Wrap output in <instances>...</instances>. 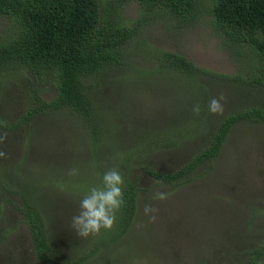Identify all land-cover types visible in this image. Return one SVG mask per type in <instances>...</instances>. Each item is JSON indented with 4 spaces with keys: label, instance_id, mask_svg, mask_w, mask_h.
Returning <instances> with one entry per match:
<instances>
[{
    "label": "rangeland",
    "instance_id": "obj_1",
    "mask_svg": "<svg viewBox=\"0 0 264 264\" xmlns=\"http://www.w3.org/2000/svg\"><path fill=\"white\" fill-rule=\"evenodd\" d=\"M140 9L130 0L121 5L119 16L129 24ZM207 20L201 15L190 24L169 18L143 22L141 40L127 44L130 53L123 60L128 63L106 69L105 82L95 90V99L103 108V116L98 117L107 125L103 133L116 154L102 147L103 140L91 147L80 119L64 108L37 112L26 126L0 128V136L6 134L0 142L5 154L0 157V264L34 261L28 229L16 209L23 194L37 201L55 256L69 260L83 255L89 242L97 239L95 235L81 238L71 228V218L89 190L88 184L92 180L101 183L96 175L102 176L105 167L111 169L115 156L126 153L131 135L146 132L141 125L154 126L159 120L175 118L186 105L185 84L177 73H142L154 60L152 47L180 53L213 72L247 74L243 57L232 54L231 45L224 44ZM8 24L0 16V35ZM155 75L158 87L154 86ZM200 77L208 94L206 129H193L189 140L139 159L144 164L160 172L173 171L204 145L206 135L223 115L251 106L264 108L262 86ZM30 83L35 84L27 70L8 74L0 87L1 120L12 125L32 106ZM41 87L40 96L49 100L53 94L50 86L44 82ZM221 93L225 97L223 112L213 114L209 102ZM95 163L101 169H96ZM72 168L78 169L76 175H69ZM192 175L190 182L173 185L156 183L139 168L133 169L128 178L132 177L139 189L131 222L115 242L97 251L95 257L88 256L83 264L242 263L247 252L264 240V122H237L212 162L199 164ZM156 193L166 196L154 198ZM145 205L155 211L145 214ZM257 264H264V257Z\"/></svg>",
    "mask_w": 264,
    "mask_h": 264
},
{
    "label": "trees",
    "instance_id": "obj_2",
    "mask_svg": "<svg viewBox=\"0 0 264 264\" xmlns=\"http://www.w3.org/2000/svg\"><path fill=\"white\" fill-rule=\"evenodd\" d=\"M127 1L130 0H0V16L9 21L0 35V87L8 74H22L24 70L35 82L34 86L31 83L29 86L32 106L12 125L0 118V128L12 129L20 123L26 126L37 112L64 108L80 119L89 134L87 139L91 147L103 140L102 147L116 154L103 133L107 125L98 119L103 116V108L95 99V90L102 88L107 68L128 63L123 60L130 53L127 44L141 40V24L157 18L190 24L201 15L207 16L216 35L225 40V45H231L232 54L243 57V69L247 74L213 72L194 65L180 53L152 47L150 53L154 60L142 73H177L185 84L183 113L159 120L154 126L141 125L146 132L131 135L126 153L120 152L119 158L115 156L110 161L111 169L118 168L124 178L125 204L117 212L114 226L102 228L95 235L97 239L84 248L83 255L78 254L69 260L55 256L37 201L29 195H21V205L16 209L28 229L33 264H83L88 256L95 257L97 251L115 242L126 230L136 210L139 188L132 177L128 178L133 169L139 168L141 174L150 175L159 183L185 184L194 178L191 171L196 166L212 162L233 125L240 121L264 122L262 107L251 106L229 112L218 120L212 133L206 135L204 145L190 160L173 171L160 172L140 161L150 153L189 140L195 133L193 129L201 127L196 132L206 129L208 94L206 85L198 80L201 75L264 87V0H132L140 5L141 12L126 24L119 16V9ZM153 78L154 86L158 87V76ZM44 82L53 92L49 100L40 96ZM195 105L200 107L198 114L193 111ZM94 167L101 169L96 163ZM96 176L101 181L102 176ZM98 185L92 180L86 190ZM263 257L264 240L249 250L247 258L240 264H257Z\"/></svg>",
    "mask_w": 264,
    "mask_h": 264
},
{
    "label": "clouds",
    "instance_id": "obj_3",
    "mask_svg": "<svg viewBox=\"0 0 264 264\" xmlns=\"http://www.w3.org/2000/svg\"><path fill=\"white\" fill-rule=\"evenodd\" d=\"M225 97L221 93L218 97L211 98L208 110L213 114L223 112V104ZM195 113H199V105L193 107ZM5 136H0V142ZM5 154L0 151V157ZM78 169L72 168L69 170V175H76ZM156 183H159L157 181ZM124 178L118 168H112L105 171L101 177V183L98 186L91 187L84 194L78 203V211L71 218V228L74 229L77 235L81 238L89 235H96L100 230L111 229L116 221L117 212L124 206L123 192ZM165 193H156L154 198L164 199ZM155 209L151 205H145L144 212H154ZM154 219V217H152Z\"/></svg>",
    "mask_w": 264,
    "mask_h": 264
}]
</instances>
